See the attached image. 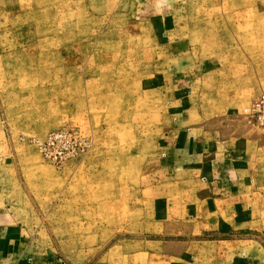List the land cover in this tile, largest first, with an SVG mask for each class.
<instances>
[{"label":"rangeland","instance_id":"374dc122","mask_svg":"<svg viewBox=\"0 0 264 264\" xmlns=\"http://www.w3.org/2000/svg\"><path fill=\"white\" fill-rule=\"evenodd\" d=\"M175 67L194 68L195 113L225 148L250 140L228 230L152 213L173 119L158 78ZM262 93L264 0H0V264H264V128L243 119ZM61 128L82 137L47 155Z\"/></svg>","mask_w":264,"mask_h":264},{"label":"crops","instance_id":"0c3cea01","mask_svg":"<svg viewBox=\"0 0 264 264\" xmlns=\"http://www.w3.org/2000/svg\"><path fill=\"white\" fill-rule=\"evenodd\" d=\"M190 54L181 48L173 58L184 61L190 58ZM193 69L175 67L172 82L166 81L167 77L163 81L158 78V83L162 85L158 91L163 96L158 94V97L166 101L167 113L173 119L162 139L164 174L158 182L161 188L157 189L161 193L156 194L150 204L156 218L180 219L184 225L193 221L192 227L197 231L228 230L231 225H239L243 221L247 209L245 203L250 201L248 192L252 188L250 181L253 177L246 155L250 140L245 135L235 137L232 138L235 143L229 144L232 147L225 148L224 143L228 142L221 140L222 133L219 130L211 131L215 121L204 122L205 117L195 113ZM151 89L157 91L156 88ZM243 119L237 120L236 126L227 130L232 134L235 130L245 134ZM3 217L7 220L8 215L5 213ZM9 234L13 235V231H9ZM212 241L231 244L226 239ZM238 241L235 240L236 245ZM13 244L14 241L8 238V243L4 242L0 248L12 251ZM11 256H0V262H9ZM240 258L231 260L230 264L246 262Z\"/></svg>","mask_w":264,"mask_h":264},{"label":"built area","instance_id":"2783aa9c","mask_svg":"<svg viewBox=\"0 0 264 264\" xmlns=\"http://www.w3.org/2000/svg\"><path fill=\"white\" fill-rule=\"evenodd\" d=\"M244 119L256 126L264 128V93L259 94L251 105L248 107V111L245 113ZM76 137H82L77 132L69 130L67 128H61L55 131H51L47 134L44 141L40 144L42 151H46L47 155L52 154L56 157L57 150L61 153L62 149L68 150L72 142L76 140ZM70 154L67 151L66 157ZM59 155V153H58ZM61 155L60 157H64Z\"/></svg>","mask_w":264,"mask_h":264}]
</instances>
